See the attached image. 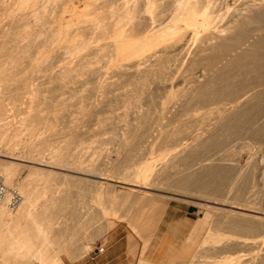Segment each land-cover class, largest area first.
Instances as JSON below:
<instances>
[{
    "label": "bare ground",
    "instance_id": "bare-ground-1",
    "mask_svg": "<svg viewBox=\"0 0 264 264\" xmlns=\"http://www.w3.org/2000/svg\"><path fill=\"white\" fill-rule=\"evenodd\" d=\"M238 131L264 132V0H0V176L21 197L0 264L85 260L119 227L157 244L135 264H264V153L235 160ZM172 202L202 216L173 236Z\"/></svg>",
    "mask_w": 264,
    "mask_h": 264
},
{
    "label": "rangeland",
    "instance_id": "rangeland-1",
    "mask_svg": "<svg viewBox=\"0 0 264 264\" xmlns=\"http://www.w3.org/2000/svg\"><path fill=\"white\" fill-rule=\"evenodd\" d=\"M75 6H77V9L79 10V11H81L82 9H83V6L82 5H79V4H76ZM59 60V58H57V59H55V61H56V63L54 64V66H53V69H52V73H55V72H57L59 69V67H57V66H61L60 64H63V63H65V61L64 60H61L60 62L58 61ZM57 61H58V63H57ZM62 62V63H61ZM56 65V66H55ZM101 72L103 73H101V76H100V82H102L103 83V85H105V84H107V83H109V82H111V81H113V79L110 77V75L108 74V72H110L109 70H106V69H101ZM103 75V76H102ZM109 81V82H108ZM107 82V83H106ZM182 85H184V83H182ZM71 88L70 89H73V88H75V87H77L76 85H69ZM85 87H82V88H87L88 86H90L89 84L87 85V87H86V85H84ZM180 87V89H185V85L184 86H179ZM182 87V88H181ZM79 88V87H78ZM117 88V89H116ZM116 88L114 87L113 88V90L111 89L110 91H111V93L109 92L107 95L108 96H106V98H112L113 96L112 95H114V96H116L117 95V93L119 94L121 91H122V89L118 86H116ZM120 88V89H119ZM117 90V91H116ZM120 91V92H119ZM113 92V93H112ZM115 93V94H114ZM110 94V95H109ZM101 95V94H100ZM64 97H66V95L64 96ZM99 99H102L101 97L99 98ZM98 99V100H99ZM174 107H175V105H173ZM173 106H170V108H169V110L170 111H173L174 110V107ZM209 108H213V106H210ZM116 111V112H115ZM114 111V115H116V116H118V115H120L121 113H122V109H118V110H115ZM204 111V110H203ZM203 111H200L199 113L201 114ZM135 114H131L130 116H129V118L130 117H133ZM166 120H164V122H165ZM208 121L210 122V121H212V122H210V123H213L214 121L212 120V118H209L208 119ZM93 121H91V123L89 122V125H93V123H92ZM91 126H89V128H91ZM88 127V126H87ZM88 130V129H87ZM86 130V135H88L89 133V130L87 131ZM196 131H200L201 133H203V126L202 125H200L199 127H198V129L196 128L195 129ZM194 130V131H195ZM194 131H190V135H191V137L194 135ZM241 134V132H236V133H234L232 136H230L229 138H228V140H226V142H225V144H223V149H231L232 151H239V148H240V146L242 145V144H244V142H245V144H249L250 145V147L247 149V150H245V151H243V152H241L240 153V156L239 157H237V158H235V160H240L241 162V164H244L245 162L244 161H247V160H250L251 158H254V159H257V160H259L260 159V155H263V153H264V132L262 133L263 135L260 137V134L258 135V133H254V134H250V136L249 135H247L246 136V134L245 135H243L244 133H242V135H240ZM235 135V136H234ZM254 135V136H253ZM110 136L109 134H106V135H104L103 136V138H105V139H107L108 137ZM246 136V137H245ZM250 137V138H249ZM243 138V139H242ZM261 138V139H260ZM259 139H260V141H259ZM257 141H259V142H257ZM261 141H262V143H261ZM259 143V144H258ZM227 146V147H226ZM230 146V147H229ZM255 148V149H254ZM110 148L108 147V153L110 152ZM235 151V152H236ZM253 152V153H252ZM248 154V155H247ZM256 154V155H255ZM111 155V154H110ZM252 155V156H251ZM19 156V155H18ZM243 158V159H242ZM242 159V160H241ZM238 160V161H239ZM238 161H236V162H238ZM236 162H234L235 164H237ZM234 164V165H235ZM37 167H40V168H43L42 166H37ZM45 169H48V170H53V171H57L56 169H54V168H52V167H44ZM259 179V178H258ZM256 180V182H255V185H254V187L253 188H251L252 189V191H251V189H250V191H251V193H250V191H249V193L247 192V196L246 197H248L249 199H250V197H251V200L253 199V198H255V197H257L258 195V193H259V191L261 190V189H263L264 188V182L263 181H261L260 179L259 180ZM263 183V184H262ZM262 185H263V188H262ZM118 188H119V186H118ZM257 193V194H256ZM249 194V195H248ZM172 208H175V210L173 211V213L171 214V219H173L174 220V222H173V224H171L170 226H169V234H171L172 236L173 235H175L177 232H178V229H179V227H180V224L181 223H185V221H189L190 223H194L195 221H196V219L198 220V218L197 217H202V216H197V209L194 207V206H189V205H178V204H176V203H171L170 204V211L172 210ZM84 217H85V215H84ZM170 219V220H171ZM187 227L189 228L190 227V225L189 224H187ZM161 229H162V227H161ZM115 234H116V237H115V240H114V244H112V246H110L111 247V254H113L112 256L114 257V256H117L116 258L118 259H116L115 258V261L113 260V262H114V264L116 263V264H135L136 263V261H137V258H138V256L140 255V252L143 250V252H142V254L143 255H145V257L148 259H150L151 257H152V255H153V253H154V251H155V249L157 248L156 247V245L157 244H155L153 247H152V251H151V248L150 247H147L146 249H143V247H142V245L140 246L139 245V241L137 240V241H135L133 244H132V246L131 247H127L126 246V236H127V230H125V229H123L122 227L120 228H118V230L116 229V232H115ZM183 236V235H182ZM182 236H179L178 238H175L176 240H177V242H179L180 240H182L185 236H186V234L182 237ZM168 241H167V243L169 244L170 243V239L169 238H166ZM166 244V243H165ZM115 246V247H114ZM166 246H167V244H166ZM165 246V247H166ZM97 247H95V249H96ZM140 251H139V250ZM114 252V253H113ZM138 253H139V255H138ZM149 253H150V256H149ZM130 254H131V256H130ZM138 255V256H137ZM143 255H141L142 257H144ZM132 257V258H131ZM95 257H94V254L92 253V252H90L88 255H87V257H86V259L85 260H90V259H94ZM129 259V260H128ZM151 259H153V258H151ZM77 261V260H76ZM80 261H82V260H80ZM153 261H154V259H153ZM75 262V260L73 261V260H70V259H65V264H72V263H74ZM93 262V261H92Z\"/></svg>",
    "mask_w": 264,
    "mask_h": 264
},
{
    "label": "crops",
    "instance_id": "crops-1",
    "mask_svg": "<svg viewBox=\"0 0 264 264\" xmlns=\"http://www.w3.org/2000/svg\"><path fill=\"white\" fill-rule=\"evenodd\" d=\"M110 249H111V247H106L105 252H103L100 255H98L97 253H94V257H95L94 259H90V260L87 259V260H82V261H75L72 264H114L113 260L115 261V258L117 256H114L113 257L112 256L113 254H111L112 252H111ZM64 263H65V259H64Z\"/></svg>",
    "mask_w": 264,
    "mask_h": 264
},
{
    "label": "built area",
    "instance_id": "built-area-1",
    "mask_svg": "<svg viewBox=\"0 0 264 264\" xmlns=\"http://www.w3.org/2000/svg\"><path fill=\"white\" fill-rule=\"evenodd\" d=\"M7 197L9 198V202H8L9 210L11 211L15 210L21 202V197L19 196L18 193L14 191L8 193L6 187L3 184V180L0 176V205L4 202V200Z\"/></svg>",
    "mask_w": 264,
    "mask_h": 264
}]
</instances>
